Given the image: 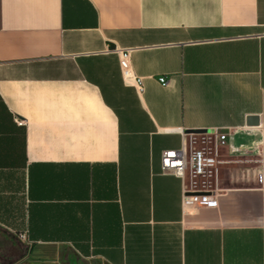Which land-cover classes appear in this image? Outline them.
Segmentation results:
<instances>
[{"label":"crops","instance_id":"obj_1","mask_svg":"<svg viewBox=\"0 0 264 264\" xmlns=\"http://www.w3.org/2000/svg\"><path fill=\"white\" fill-rule=\"evenodd\" d=\"M0 264H264V0H0Z\"/></svg>","mask_w":264,"mask_h":264},{"label":"built area","instance_id":"obj_2","mask_svg":"<svg viewBox=\"0 0 264 264\" xmlns=\"http://www.w3.org/2000/svg\"><path fill=\"white\" fill-rule=\"evenodd\" d=\"M132 50L131 48L117 49L120 68L124 79L127 81H135L138 90L143 92L142 79L137 78L132 70L130 61ZM160 82L166 84L167 80L163 77L160 79ZM19 123L22 124V121ZM197 135L200 136V139L196 137ZM229 137V134L224 133L217 135L215 138L209 135L208 132L190 133L189 138L184 139L181 148L165 150L162 153V169L164 172L173 173L181 179H201L202 177H207L216 164L214 155L218 146L225 145ZM198 144L201 146L197 148L196 145ZM260 160L262 161V159ZM196 201L203 202L211 207L217 206V200L213 190L208 189L204 194L196 191L192 192L187 184L183 204L191 205Z\"/></svg>","mask_w":264,"mask_h":264},{"label":"rangeland","instance_id":"obj_3","mask_svg":"<svg viewBox=\"0 0 264 264\" xmlns=\"http://www.w3.org/2000/svg\"><path fill=\"white\" fill-rule=\"evenodd\" d=\"M212 178H207V177H202L201 179L194 178L191 179L189 178L187 180V184L189 189L193 192H199L201 194H204L206 190H210L212 183H211Z\"/></svg>","mask_w":264,"mask_h":264},{"label":"water","instance_id":"obj_4","mask_svg":"<svg viewBox=\"0 0 264 264\" xmlns=\"http://www.w3.org/2000/svg\"><path fill=\"white\" fill-rule=\"evenodd\" d=\"M247 124L249 126H254V125H258L259 124V118L257 116H253L248 118ZM204 132H208L206 130H192L189 131V133H204Z\"/></svg>","mask_w":264,"mask_h":264},{"label":"bare ground","instance_id":"obj_5","mask_svg":"<svg viewBox=\"0 0 264 264\" xmlns=\"http://www.w3.org/2000/svg\"><path fill=\"white\" fill-rule=\"evenodd\" d=\"M200 198H202V197H200Z\"/></svg>","mask_w":264,"mask_h":264}]
</instances>
